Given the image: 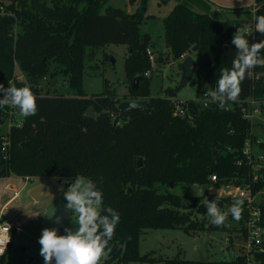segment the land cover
Segmentation results:
<instances>
[{"label":"trees","instance_id":"16d2710c","mask_svg":"<svg viewBox=\"0 0 264 264\" xmlns=\"http://www.w3.org/2000/svg\"><path fill=\"white\" fill-rule=\"evenodd\" d=\"M110 0H9L0 1V84L7 88L28 86L37 98V114L13 123L0 133V175L63 177L83 175L103 192V207L120 215L111 251L101 264L155 263L156 257L140 253L139 244L145 229L183 228L190 230H227L231 241L246 237L248 217L245 198L215 197L221 210L242 200L240 219L231 214L223 226L196 218V196L181 195L162 189L174 182L209 184L212 174L218 183L246 185L254 193L264 190V164L258 180H252L253 164L243 153L252 134V124L243 115L241 103L255 96L264 99V76L242 82V92L228 110L217 103L203 106L200 97L209 87L215 88L220 70L230 68L235 55L231 44L240 27L227 20L215 19L177 3L164 17V36L169 59L180 62L183 54L196 52L195 73L191 83L197 86L195 99H187L194 120L175 114L176 92L151 94L152 66L148 48L151 34L142 32L147 14V0L130 12L109 5ZM20 29H16V27ZM249 43L264 40V35L247 32ZM123 43L128 46L125 71L128 92L122 98L116 91L87 95L82 87L85 47ZM264 56V50L260 53ZM163 59V58H158ZM52 62L69 75L79 95H43L40 79L46 77ZM19 68L24 80L16 78ZM151 70L149 75L146 74ZM55 71H51L50 78ZM141 76L137 88L134 78ZM123 99H147L148 108H135L127 119L119 115ZM93 106L95 117L86 115ZM11 107H0V126L10 118ZM118 114L114 120L111 112ZM121 120L118 124L116 121ZM15 119H13L14 121ZM6 141V148L4 142ZM264 147V141L261 142ZM139 158L142 165L139 166ZM241 161V163H238ZM187 198V204L183 199ZM206 203L197 211L206 213ZM262 223L264 224V205ZM191 209V210H189ZM106 214V213H105ZM234 235V236H233ZM163 264H264V243L249 254L239 252L231 260H192L180 257L162 259Z\"/></svg>","mask_w":264,"mask_h":264},{"label":"rangeland","instance_id":"374dc122","mask_svg":"<svg viewBox=\"0 0 264 264\" xmlns=\"http://www.w3.org/2000/svg\"><path fill=\"white\" fill-rule=\"evenodd\" d=\"M1 1V0H0ZM8 2L9 0H2ZM141 0H139V3ZM135 4V0H110L109 5L131 9ZM148 13L157 15L156 18H149L143 21L141 31L151 34V46L154 50L155 67L151 73V94L164 96L168 94V88L175 89V96L179 99H195L197 96V86L190 81L180 86L182 71L176 68L177 61L170 60L168 49L164 36V22L160 15L166 13V7L157 3V0H147ZM20 29V27H16ZM165 52L164 56H159L160 52ZM128 53V46L123 43H107L103 46H87L83 58L82 70V87L81 89L87 95L93 93H101L107 91H116L120 98L128 92V79L125 71V58ZM196 58V52L190 54ZM163 58V59H158ZM151 62V60H150ZM51 71H55L54 77L50 78ZM16 74L24 76L20 69H16ZM24 81L25 76H24ZM53 82V83H52ZM40 92L43 95H79V88L71 85L69 75H66L59 67L58 63L52 62L50 70L46 77L40 79ZM12 121L7 118L0 126V133H6L13 123H17L22 119L19 114ZM252 134L264 141V113L257 115L252 121ZM253 150L258 155L264 152V147L259 145L257 141L253 142ZM75 177H49L43 193L42 202L46 204H57L65 201L63 191L67 190L69 183L74 181ZM67 181L68 183H65ZM162 189H168L171 192L196 196L198 198L197 206L192 210L196 218L203 220L205 216L209 222L211 218L208 215L201 214L197 211L201 203H206L218 197V193L222 186L216 183L201 185L198 183L179 182L176 185H161ZM211 188H214L212 191ZM263 194L258 197H262ZM191 210V209H189ZM72 212L69 217L64 220L63 227L59 235H63L66 227L74 228L71 220ZM227 230H190L186 232L183 228L168 229H145L140 238L139 249L142 255L151 254L157 258L155 263L150 262H130L128 264H163L162 259L180 257L192 260H231L234 259L240 250V242L234 240L233 244L226 245V238L229 236ZM234 236V235H233ZM25 247L28 250L24 260L33 255L32 263L44 264L43 257L40 256V247L38 240L32 243L27 242ZM108 255L104 256L107 257ZM26 261V260H25ZM29 261V260H28ZM30 262V261H29Z\"/></svg>","mask_w":264,"mask_h":264},{"label":"clouds","instance_id":"9594fccd","mask_svg":"<svg viewBox=\"0 0 264 264\" xmlns=\"http://www.w3.org/2000/svg\"><path fill=\"white\" fill-rule=\"evenodd\" d=\"M255 19V31L264 35V15ZM231 44L236 49L231 67L220 70L215 88L209 87L205 93L210 98L205 106L213 102L220 109L228 110L229 102L235 103L239 99L242 82L252 77V70L257 66L264 67V56L260 55L264 50V40L250 44L247 30L239 27ZM5 106L18 109L25 118L35 116L38 111L37 98L31 88L16 87L11 82L7 88L0 84V107ZM63 197L65 208L72 212L71 220L75 227H66L63 235H59L56 228L42 230L38 243L44 264H101L102 258L111 251L109 242L120 222L119 213L111 207H103V192L83 175H76L67 190L63 191ZM242 205V200H236L221 210L214 199L208 200L205 207L211 223L219 227L225 224L229 214L238 221Z\"/></svg>","mask_w":264,"mask_h":264},{"label":"crops","instance_id":"0c3cea01","mask_svg":"<svg viewBox=\"0 0 264 264\" xmlns=\"http://www.w3.org/2000/svg\"><path fill=\"white\" fill-rule=\"evenodd\" d=\"M138 3L139 0H135V4L127 10L130 12L137 10L141 6V3ZM157 3L166 7V13L160 15L161 19H164L175 4L183 3L195 11L207 13L215 19L227 20L251 31L256 23L255 18L264 15V0H157ZM148 8L147 14H149ZM150 15H153L150 19L157 16L152 13ZM150 49L153 52L155 50L152 46ZM160 53L162 56L165 54L163 51ZM43 178L21 176L15 173L0 175V223L8 222L13 227L11 242L6 253L0 256V264H36L32 263L33 255L24 260V256H28L25 245L27 242L39 240L45 213L54 206L53 204L44 205L42 202L44 189L36 198L31 194ZM48 180L49 177L46 183Z\"/></svg>","mask_w":264,"mask_h":264},{"label":"built area","instance_id":"2783aa9c","mask_svg":"<svg viewBox=\"0 0 264 264\" xmlns=\"http://www.w3.org/2000/svg\"><path fill=\"white\" fill-rule=\"evenodd\" d=\"M251 30H247L249 33ZM148 53L151 60V66L152 68L155 67V59H154V52L148 48ZM186 55L183 54L180 58L182 60ZM19 69V68H18ZM151 73V70H148L146 72L147 75ZM260 76H264V70L262 72H255L254 78L258 79ZM16 78L18 80H24V76H20L16 74ZM8 87V86H7ZM207 92V91H206ZM200 97V102L203 106H205L206 101H209L210 98L205 95V93ZM173 99V111L175 114H179L183 117H186L189 121L194 120V113L191 111V108L188 106H185L184 103H186L187 99H179L176 97H172ZM212 103L208 102L207 106ZM241 103V110L243 112V115L248 118L252 124V121L254 118L264 113V99L256 98L255 96H252L250 98H247L246 100H243ZM11 117L10 119L13 121V119H16L18 117V112L16 110H11ZM112 118L115 120L118 116L116 112H111ZM118 124L121 122V120L116 121ZM252 132V131H251ZM257 141L259 145H261V140L259 138L250 137L247 139L245 143V147L243 149V153L247 156V159L249 162L253 164V170H252V180L256 181L260 178L261 172L259 171L260 167L264 164V152L259 153L256 155V153L253 150V142ZM6 141L4 142V148L6 147ZM238 163H241V161H238ZM211 183H218V177L216 174H212L210 177ZM222 186V189L218 193V197L221 196H230L232 199H237L239 197L245 198L247 202V212L248 217L245 220V228H246V237L243 239V243H240V250L244 254H249L254 249H257L259 246H261L264 243V224L262 223V208L264 201V195L262 197H258L259 195L263 194L264 190L254 193L251 188V183H247L244 185H236L231 183H222L219 184ZM213 191L214 188H211ZM12 225L8 222H1L0 223V256H3L7 248L11 242L12 238ZM226 245L233 244L231 241V236L229 235L226 238Z\"/></svg>","mask_w":264,"mask_h":264},{"label":"water","instance_id":"95a60500","mask_svg":"<svg viewBox=\"0 0 264 264\" xmlns=\"http://www.w3.org/2000/svg\"><path fill=\"white\" fill-rule=\"evenodd\" d=\"M147 7H143V10L146 11ZM160 57L162 54L160 53ZM197 61L195 58H193L190 54L186 55L178 64L176 65V68L178 70L182 71V77H181V83L180 86L184 85L185 83L191 81L194 73H195V67H196ZM141 79V76H137L134 78L133 82V88L138 87V83ZM53 83V82H52ZM148 100L147 99H123L118 103V110H119V115L127 119L130 116V112L135 109V108H148ZM86 115L95 117L96 113L94 111L93 106H90L87 111ZM142 165V159L139 158V166ZM46 180L47 177H44L43 180L39 185L34 187L33 192L31 193L35 198L37 195L44 189L46 185ZM170 185L173 187L174 182H171ZM188 199L184 198L183 199V204H187ZM66 201H60L51 208L47 210V212L50 213H45L43 225H42V230L45 228H56L58 229V233L60 232L61 228L63 227L64 220L70 216L71 211L67 210L65 208ZM264 205V201H263ZM104 260V257L102 258V261ZM101 261V262H102Z\"/></svg>","mask_w":264,"mask_h":264}]
</instances>
